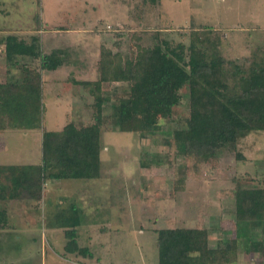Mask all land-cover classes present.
<instances>
[{
    "label": "rangeland",
    "instance_id": "rangeland-1",
    "mask_svg": "<svg viewBox=\"0 0 264 264\" xmlns=\"http://www.w3.org/2000/svg\"><path fill=\"white\" fill-rule=\"evenodd\" d=\"M190 30L219 38L224 79L230 87L232 74H244L251 63L264 58V0H159L155 5L142 0H0V41L8 34L19 39L35 35L44 52L75 48L87 61L83 68L62 66L46 72V77L63 79L54 94L71 85L66 74L80 75L84 69L80 76L92 79L90 65L99 48L124 65L156 43L187 46ZM70 58L72 54L66 60ZM5 71L0 45V81ZM10 72L17 74L14 69ZM101 87V115L107 121L100 133L98 177L47 181L38 201H0L6 217L0 228V264H156L154 232L170 226H199L206 231L207 247L215 249L223 239L233 237L234 181L264 187L263 132L238 139L234 150L222 148L214 159H187L172 143L163 144L172 141L171 134L188 117L186 86L179 90L180 100L170 116L159 119L158 130L143 137L114 128L118 100L127 95L128 84L110 82ZM71 91L67 93L73 95ZM82 91L80 107L65 106L69 98L61 99L63 105L57 108L46 104L43 124L33 135L36 141L28 135L11 137L0 155L9 163L37 159L38 164L41 132L57 131L64 122L76 127L93 123V98L87 88ZM150 163L149 168L139 167ZM66 203H73L80 214L78 246L88 248L95 260L63 252L62 229L53 219ZM240 233L236 253L228 258L233 261L226 264H264L261 253H244ZM249 237L264 248V221L249 228ZM215 262L224 261L217 257Z\"/></svg>",
    "mask_w": 264,
    "mask_h": 264
},
{
    "label": "trees",
    "instance_id": "trees-1",
    "mask_svg": "<svg viewBox=\"0 0 264 264\" xmlns=\"http://www.w3.org/2000/svg\"><path fill=\"white\" fill-rule=\"evenodd\" d=\"M158 1L142 0L149 5ZM201 32L202 36L190 30L187 46L177 44L169 48L165 42L156 43L124 65L99 48L96 79L74 81L87 88L93 98V123L76 127L66 122L60 130L41 132L38 164L0 165V201H38L47 181L98 177L100 133L107 121L101 115L100 91L106 83L129 86L127 95L118 100L115 130L141 137L158 130L157 121L170 116L180 100L179 90L186 86L188 117L182 128L173 131L172 141L163 144L172 143L175 151L187 159H214L222 148L234 150L236 141L249 133H264V58L251 63L246 75L239 74L240 71L232 74L233 85L227 87L224 60L218 50L220 40ZM0 45L6 67L5 81L0 83V132L38 130L43 117L41 73L64 65L68 52L62 48L44 52L39 36L35 35L19 39L8 34L2 37ZM12 69L16 75L10 72ZM152 164L139 167L149 168ZM179 182L176 185L180 190ZM234 182L233 237L223 239L221 247L209 249L206 231L199 226L156 230V264H216L217 257L223 264L230 263L233 260L229 262L228 258L236 253L240 232L244 253H261L264 257L262 243L249 237V228H258L264 221V187ZM78 219L73 203H66L54 214L55 227L62 229L63 252L92 259L89 249L77 244ZM5 224V212L0 210V228Z\"/></svg>",
    "mask_w": 264,
    "mask_h": 264
},
{
    "label": "crops",
    "instance_id": "crops-1",
    "mask_svg": "<svg viewBox=\"0 0 264 264\" xmlns=\"http://www.w3.org/2000/svg\"><path fill=\"white\" fill-rule=\"evenodd\" d=\"M49 39H50V37L48 38V40ZM48 40H47V43L43 44L45 47H46V45H49L50 40L49 41ZM76 47L78 48V46H76ZM67 49H69V50H67V52H68L67 55L68 54L69 55L72 54L73 58H70L69 60H66L65 64L62 65V66H69L71 68H76V67L83 68V67L86 66V62L87 61L85 59H80V54H78L79 53L78 49H77V51H76L75 48H74L75 51H72L70 47H68ZM74 53H75V55H74ZM95 63H96V60L91 62V65H90V69H91V71H93L92 72V76L91 75L90 76L92 77L93 80L92 79L91 80H84L83 76H84V73H86V72H84V69L81 72L82 74H80V75H83V76L76 75V74H73V75L66 74V79L68 80V84L70 83L71 85L64 86L62 89H60L61 91H59V93L55 91L56 92L55 94L52 93V92L54 90H56V89L58 90V88L56 87V84L63 82L62 81L63 79L55 77L56 75L55 76L46 77L45 76L46 72L45 73L44 72L41 73V82H42L41 88H42V96H43L42 107H43V109H46V104H48L50 106H54V108H57L58 106L63 105L60 102L61 99H65L66 100L67 98H69L71 100H68V101L66 100L64 102L65 106H69L70 105V106H75V107L78 106V107H80L81 106L80 99H81V97L84 96V93L82 91L83 88L81 86H79L78 84H74L75 83L74 81H77V82L94 81L96 79ZM58 69H60V67ZM56 70H54V71H56ZM54 71H49V72H54ZM4 81H5V78L1 79L0 83H4ZM72 86H73L74 89L72 88ZM70 90H72L71 92H73V95L67 93ZM49 91H51V93ZM57 94H59L60 96L57 95ZM62 95H65V96H62ZM43 118H44V116L42 117L41 125L43 124ZM65 123L66 122H64V124L62 126H64ZM62 126H61V128H62ZM35 134H36V130H4V131L0 132V153H2L4 151V147L7 145V140L10 139L11 137H16L18 135H21L20 137H22V136L25 137L26 135H28L29 137L32 136V138L36 141V137H34ZM38 143L40 144L39 141H38ZM5 159L6 158H3L0 155V165H16V164L35 165V164H37V159L28 160V161H26V163H23V161H24L23 159H17L16 160L17 162H15V163H9ZM62 180H78V179H61L60 181H62ZM80 181H87V180H80ZM64 182H66V181H64ZM73 186L76 187L77 185L73 184ZM78 216L80 217L79 211H78ZM78 223H79V219H78ZM91 254H92L93 257H92V259H89V260H93L94 259V255H93L92 252H91ZM84 259H86V258H84ZM77 264H82V263L77 262Z\"/></svg>",
    "mask_w": 264,
    "mask_h": 264
}]
</instances>
